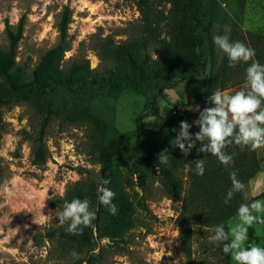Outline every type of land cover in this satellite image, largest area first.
<instances>
[{"label": "rangeland", "instance_id": "obj_1", "mask_svg": "<svg viewBox=\"0 0 264 264\" xmlns=\"http://www.w3.org/2000/svg\"><path fill=\"white\" fill-rule=\"evenodd\" d=\"M261 0H219L217 18L206 36L207 70L201 78L190 79L168 92L177 112L168 125L159 128L152 121L168 114V104L159 100L142 121L152 132L136 135L126 154L130 166L122 169L120 187L131 211L132 224L121 233L108 228L93 230L95 245L72 249L51 239L58 228L55 210L62 209L66 193L75 184L91 177L97 181L104 157L118 133L135 130L136 116L142 111V94L125 91L117 98L60 89L44 129L46 161L36 164L31 136L40 133L47 117L42 100H31L3 109L5 131L0 145V264H225L222 245L209 242L213 228L191 229L190 254L181 245L175 219L187 187V172L178 158L174 138L182 121L188 124L197 105L200 110L213 105L208 100L215 90L234 93L246 86L248 64L229 67V61L213 42L215 35L243 42L255 51L254 60L264 64V22ZM226 5L222 7L221 5ZM64 7L71 12L70 48L63 66L87 59L90 69L103 74L115 61L103 54L102 43L138 40L144 16L134 0H0V50L7 48L5 29L22 19L23 34L16 52V64L25 79L32 75L42 55L58 42L57 23ZM170 0H149L148 12L169 15ZM164 23L160 26L163 27ZM164 29V28H163ZM171 42L170 34L162 33ZM180 56L197 63L189 55L186 40L174 43ZM153 50V48H152ZM154 58L157 54L153 55ZM4 89L0 78V93ZM150 126V127H149ZM167 149L169 161L161 164L158 154ZM262 159L260 171L245 186V202L264 192V148L256 150ZM86 174L80 176L77 168ZM259 200H264L260 198ZM236 223V217L227 223ZM103 225V223H101ZM100 224V225H101ZM249 229L250 244L264 247V224ZM98 250V252L96 251ZM76 251L80 259L70 253ZM88 261V262H87ZM228 261L235 264L229 254Z\"/></svg>", "mask_w": 264, "mask_h": 264}, {"label": "trees", "instance_id": "obj_2", "mask_svg": "<svg viewBox=\"0 0 264 264\" xmlns=\"http://www.w3.org/2000/svg\"><path fill=\"white\" fill-rule=\"evenodd\" d=\"M134 1L144 16L143 24L138 29L139 39L120 44L113 41L102 43L103 54L115 61V66L103 74L94 73L87 59L63 66L65 52L70 48L68 30L71 12L68 7H64L57 23L59 33L57 44L46 50L28 79H25L23 71L16 64V52L23 34L22 19L14 28L7 25L5 29L7 48L0 50V78L4 86L0 93V145L5 131L3 109L21 102L42 100L47 117L38 136L30 137L33 143L34 162L38 165L46 161L44 129L52 112L55 96L60 89L110 98H117L123 92L131 91L142 94L145 99L142 111L136 116L135 130L119 132L115 143L110 145L102 162L99 179L95 181L86 176L65 195L64 202H70L74 198L88 199L91 210L96 213L93 227L84 228L82 235L67 233L65 231L67 226L54 229L49 234L51 239L77 251L95 245L94 229L108 228L121 233L132 224L131 211L120 187L122 169H132L141 165V158L132 166L128 162L126 154L131 140L136 135L152 132L143 127L142 121L159 100L165 101L174 109L173 103L168 99V92L190 79L201 78L207 70L206 36L210 24L217 18L219 0H170L173 8L168 16L161 12H148L149 0ZM161 23H164L163 27L160 26ZM163 32L170 34L171 42L163 39ZM178 37L186 40L189 55L197 63L180 56L178 48L174 45ZM155 52L156 58L153 57ZM191 117L189 132L194 135L199 131L195 124L199 113L192 114ZM200 146V142L197 141L196 147L187 156L179 147L176 150L187 172V187L175 223L179 230L181 245L187 254H190L193 227L214 229L216 225L223 223L227 230V223L236 217L240 204L264 198L262 192L245 202L242 193H235L227 204L224 202L232 186L230 172L235 170L237 179L246 185L260 171L262 159L257 156L256 150L241 148L235 144L229 145L225 151L233 155V162L225 167L217 157L197 152ZM198 159L206 161L203 176L197 175L195 171L194 161ZM132 170L133 174L139 176V181L143 185L144 180L140 173L136 169ZM77 171L80 176L87 173L81 167L77 168ZM103 179L111 181L106 187L115 193L113 203L118 209L115 215L110 214L108 208L98 201L97 188ZM249 229L252 232L251 227ZM249 238L248 235L247 245L250 244ZM225 258V264H230L229 254H225Z\"/></svg>", "mask_w": 264, "mask_h": 264}, {"label": "clouds", "instance_id": "obj_3", "mask_svg": "<svg viewBox=\"0 0 264 264\" xmlns=\"http://www.w3.org/2000/svg\"><path fill=\"white\" fill-rule=\"evenodd\" d=\"M221 6L226 7L223 4ZM213 42L226 54L229 67L251 61L246 68V86L234 93L215 90L208 96L212 107L200 110L197 105L192 109L199 112V118L195 121L199 131L194 135L190 134L191 125L182 121L172 143L187 156L199 141L201 146L197 148V152L209 153L228 167L233 162V155L225 151L229 145L235 144L251 150L264 148V64L253 59L255 51L252 48L240 41H230L227 35H215ZM158 161L161 164L168 163L167 149L158 154ZM194 162L196 174L203 176L206 161L198 159ZM230 180L232 186L224 202L227 204L235 193H242L247 199L246 186L237 179L235 170L230 172ZM110 183L109 179L101 181L97 188L98 201L108 208L110 214L115 215L118 212L113 203L115 193L106 187ZM55 218H58L59 226L67 224V233L82 235L84 228L93 227L96 213L91 210L88 199L74 198L70 202L65 201L62 209L55 210ZM236 220V223H229L227 230L223 223L216 225L209 242L222 245L223 253L230 254L235 264H264V247L246 243L249 228L257 223L264 224V200L254 199L251 203L240 204ZM70 255L74 259H80V254L76 251H72Z\"/></svg>", "mask_w": 264, "mask_h": 264}, {"label": "crops", "instance_id": "obj_4", "mask_svg": "<svg viewBox=\"0 0 264 264\" xmlns=\"http://www.w3.org/2000/svg\"><path fill=\"white\" fill-rule=\"evenodd\" d=\"M262 4H264V0L260 1ZM264 14V12H263ZM257 30H260L262 32V34H264V22L263 25H261L260 27H258ZM168 108V114L165 118H162V120H158V117H156V119L154 118L152 121H155V123L159 124V128H162L163 126H165L167 123L171 122V120L173 119V116L177 114V112L172 109L169 105L167 106ZM150 127V126H149Z\"/></svg>", "mask_w": 264, "mask_h": 264}]
</instances>
